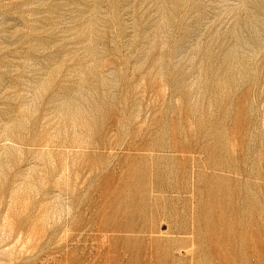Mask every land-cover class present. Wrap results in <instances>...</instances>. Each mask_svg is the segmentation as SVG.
I'll return each instance as SVG.
<instances>
[{"label": "rangeland", "instance_id": "1", "mask_svg": "<svg viewBox=\"0 0 264 264\" xmlns=\"http://www.w3.org/2000/svg\"><path fill=\"white\" fill-rule=\"evenodd\" d=\"M0 264H264V0H0Z\"/></svg>", "mask_w": 264, "mask_h": 264}]
</instances>
